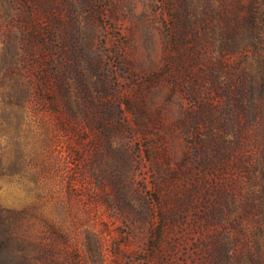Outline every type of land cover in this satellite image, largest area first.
I'll return each instance as SVG.
<instances>
[{"label": "rangeland", "instance_id": "1", "mask_svg": "<svg viewBox=\"0 0 264 264\" xmlns=\"http://www.w3.org/2000/svg\"><path fill=\"white\" fill-rule=\"evenodd\" d=\"M247 3L0 0V264H264Z\"/></svg>", "mask_w": 264, "mask_h": 264}, {"label": "trees", "instance_id": "2", "mask_svg": "<svg viewBox=\"0 0 264 264\" xmlns=\"http://www.w3.org/2000/svg\"><path fill=\"white\" fill-rule=\"evenodd\" d=\"M48 8L49 6L45 7L46 12H48ZM244 20L246 21L247 30H249L250 33L254 32L257 35L256 37H263L264 27L261 28L260 26H264V0H248ZM253 83L251 79L248 80V85L245 87L243 86L242 88L245 89L244 95L241 96V98L235 103L239 108H241V111L245 114V116L249 115V113L252 111L260 113L262 110L261 104L259 102L254 104L252 95L255 88ZM7 214L18 216L20 211L9 210L0 207V216L3 215L6 217L8 216Z\"/></svg>", "mask_w": 264, "mask_h": 264}]
</instances>
